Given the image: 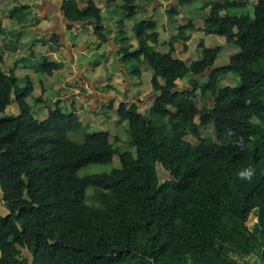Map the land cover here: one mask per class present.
I'll list each match as a JSON object with an SVG mask.
<instances>
[{
  "label": "trees",
  "instance_id": "obj_1",
  "mask_svg": "<svg viewBox=\"0 0 264 264\" xmlns=\"http://www.w3.org/2000/svg\"><path fill=\"white\" fill-rule=\"evenodd\" d=\"M163 1L168 21L176 24L181 7L196 0ZM156 2L104 0L103 12L92 0L86 6L62 0L60 7L68 29L112 20L120 11L114 21L118 65L135 60L152 72L146 112L128 101L115 109L128 125L130 149L122 152L108 131L90 133L72 111L59 107L60 100L44 118H34L28 102L33 86L16 70L45 79L64 65L44 55L42 38L13 42L0 24V57L6 50L13 57L11 66L0 67V264H264V0L252 3L251 15L233 12L247 10L246 0L205 3L208 13L198 30L238 48L221 66L220 48L201 40L197 60L176 56L175 45L185 50L186 32L196 30L192 22L163 43L152 18L130 23L140 5ZM27 9L12 7L9 15L21 23L17 12ZM94 33L101 44L111 31ZM48 44L50 51L60 48L58 36ZM18 49L31 57L18 58ZM140 71L137 65L129 73L139 78ZM232 74L239 83L223 85L225 79L235 82ZM183 79L190 86L178 88ZM12 105L16 112L7 113ZM208 127L212 138L201 134ZM115 155L118 168L79 175L89 165L112 163ZM249 167L254 176L241 179ZM251 215L256 222L249 227Z\"/></svg>",
  "mask_w": 264,
  "mask_h": 264
},
{
  "label": "rangeland",
  "instance_id": "obj_2",
  "mask_svg": "<svg viewBox=\"0 0 264 264\" xmlns=\"http://www.w3.org/2000/svg\"><path fill=\"white\" fill-rule=\"evenodd\" d=\"M88 1V0H87ZM209 0H196L192 3L181 7L180 15L177 17L176 24L170 23L168 21L167 15L164 14V7L167 6V2L163 0H157L154 4H146V8L144 11L141 9L138 10L137 15L132 19V21L138 22L145 18H152L153 20L156 19L158 25V30L161 34L160 43H163L169 40L172 36L177 33V27L179 25H186L189 22H192L196 27V30L191 32L187 31L186 35H190V39L186 42V49L184 50L182 44L177 43L175 45L176 48V56L182 59L185 63H190L194 60H197L200 56V51L197 49V43L201 40L206 47L220 48V53L216 60V66L226 65L228 63V59L232 54H235L238 51V48L233 45H227L225 43V39L223 37L210 35L206 36L205 34L202 35L198 30L199 27L203 25V20L208 13V9L204 8V5ZM247 2V10L246 9H234L233 12L237 15L239 14H247L251 15L252 13V3L255 0H246ZM171 2H169L170 4ZM159 4V5H158ZM138 5V4H137ZM145 6V5H144ZM139 7H143L140 5ZM6 10V7L4 8ZM163 12V13H162ZM118 16L119 18L122 17V13ZM150 15V16H148ZM112 16V15H111ZM118 16L114 17V21H117ZM110 17V15H109ZM113 17V16H112ZM154 17V18H153ZM111 19H102L101 24L104 22L106 25L110 23ZM155 21V20H154ZM96 24H91L90 32H92L93 27ZM105 28V25H102ZM109 28V25L106 26ZM87 29H84L86 31ZM95 30V29H94ZM93 30V31H94ZM68 39L74 43L72 34H67ZM94 35L90 34L86 36V40L88 41V47H94L95 45H90V43H94L97 39ZM129 41L135 42L134 35L130 31L129 33ZM97 42V41H96ZM131 45V43L129 42ZM136 46V44H135ZM50 48V47H49ZM167 47H161L162 50H165ZM157 51L159 48H156ZM48 51V50H47ZM133 51V49H132ZM102 52V51H101ZM2 56L0 57V63L2 62L1 59L4 60V51L2 52ZM59 54H63L61 51ZM116 54V52H114ZM21 55V54H20ZM20 55L17 54V57L20 58ZM102 59L98 57L96 51H94V59L89 61L88 64L95 65L98 64ZM84 64L80 66L81 70L87 69L85 73V78L88 80V84L85 86L83 81L80 80V74L77 78L80 80L79 82L69 83V80H65L62 74L58 75L59 84H62V89H59L58 86L54 83L55 76L50 77L49 79L46 77L43 79L41 76L36 77L35 75L31 74L27 70H22L21 79H24L27 82H30L33 86V91L31 93V98L28 100L29 105L31 107V114L34 118L41 120L47 114L48 109L53 108V102L60 100L61 97L67 96L68 99L60 100L59 107H62L66 113L73 112L79 120L88 126L89 132H102L108 131L111 139L115 138V140H111L115 147L119 150V152L129 150L130 148L127 146L128 143V133L127 123H120L118 121V117L116 115L115 109L120 102H135L138 110L143 114L151 105V99L153 97L152 88L150 85V77L152 75L151 70L145 64H138L135 60L129 61L128 63L124 64V68L120 67L118 63H116L115 56H113L112 60H108L106 64H102L99 69H96V66L91 68H87ZM2 64V63H1ZM138 65L140 71L139 78H135L129 72ZM66 67H70V63H67ZM91 69V70H90ZM92 71V73H91ZM82 72V71H81ZM67 73V70L61 72ZM73 75V74H71ZM235 78V82L232 79H225L222 81L223 85H237L238 79L235 75L232 74ZM51 81L52 83L46 84V81ZM205 79H200V82H204ZM94 82L93 84H91ZM44 84V85H43ZM75 85L76 87H71V85ZM78 84L82 87L79 89ZM21 85H25V82H21ZM178 88H183L184 86H190V83L187 79H183L182 81L177 83ZM44 86V88H43ZM77 90V92H75ZM81 95V96H80ZM40 98V103H34V100ZM109 102H112V109L108 108ZM209 103H212L210 99H208ZM37 105V106H36ZM199 106V105H198ZM11 107V106H10ZM51 107V108H50ZM10 109L8 108V111ZM197 122V119H196ZM201 134L203 137L212 138L213 132L212 128L208 127L202 130ZM73 137V136H72ZM77 140H82V137H73ZM188 142L192 143L193 139L191 137H187L186 139ZM134 153V150H130ZM119 162L117 155L114 156L112 163L107 165H89L83 168L79 175L82 176L84 174H99V173H109L112 169L118 168ZM160 177L163 179L167 177V174L163 171H160ZM92 188L86 189V202L90 204L89 198L91 194ZM3 206L0 202V213L3 211ZM256 222V219L253 215H251L248 219L247 226H252ZM26 255V253H24Z\"/></svg>",
  "mask_w": 264,
  "mask_h": 264
},
{
  "label": "crops",
  "instance_id": "obj_3",
  "mask_svg": "<svg viewBox=\"0 0 264 264\" xmlns=\"http://www.w3.org/2000/svg\"><path fill=\"white\" fill-rule=\"evenodd\" d=\"M36 4H34V7H29L30 0H0V24L1 28H3L9 37V40L15 42L17 41L20 44H24L30 40L42 38L46 44L44 46V55L51 57V59L55 62H61L64 67L63 69L54 72L50 77L55 76V84L58 86L59 89H62V84H59V78L58 75L62 74L64 77H66L65 80H69V83L79 82L80 80L83 81L84 85L86 86L89 82L86 80L85 73L87 69L81 70L80 66L85 63L87 68H91L93 66H96V69H99L102 64H106V62L109 60H112L113 56H115L116 63L119 61V57L114 54L116 51L118 45L115 44V33L118 30V27L114 24V17H112V20L110 23L106 25L104 22L103 24H96L93 27V30L95 28H103L105 29L106 26L109 25L111 34L107 38L106 42H103L101 44H98L99 42L95 41L94 43H90V45H95L94 47H88V41L86 40L87 35H94L95 33L92 30L90 32L91 26L86 24H76L72 25L70 29H68V21L63 17L62 12L60 11V7L62 4V0H35ZM81 6H86L87 0H76ZM96 3V6L101 9V11H104L103 3L104 0H92ZM119 3V2H117ZM172 3V2H171ZM145 5V6H144ZM143 7L139 8L138 10L144 11L146 8V4H144ZM159 5V4H158ZM168 5V4H167ZM22 6H27V11H25V15H21L20 12H17L19 17L22 19V22L20 23L17 19V17H10L9 12L12 9V7L20 8ZM6 7V10L4 8ZM166 8L164 7V14L166 15ZM137 10V12H138ZM163 13V12H162ZM111 15V14H110ZM137 15V13H136ZM135 15V16H136ZM134 16V17H135ZM150 16V15H148ZM154 18V17H153ZM157 23L156 19H154ZM153 20V21H154ZM129 22V21H128ZM133 22L130 20V23ZM158 24V23H157ZM105 25V28L104 26ZM159 25V24H158ZM127 36H129L131 27L130 24L125 23L124 26ZM84 29H87L84 31ZM72 34L74 43H72L69 39L67 34ZM133 33V32H132ZM201 33V32H200ZM204 35L203 33H201ZM56 35L59 38V45L60 48H58L56 51H50V44H48L49 39L51 36ZM93 36V37H94ZM209 36L210 35H206ZM2 39V36L0 37ZM96 38V36H95ZM161 38V34H160ZM0 39V40H1ZM97 39V38H96ZM132 48L134 49L136 46L134 42L130 41ZM2 45H4L2 43ZM3 47V46H2ZM48 50V51H47ZM61 51H63V54H59ZM94 51L98 54V57H100L102 60L98 62V64L95 63V65L88 64L89 61H92L94 59ZM102 51V52H101ZM4 60L1 59L0 67L5 66L9 67L12 64L13 57L11 51H4ZM17 54L20 55V57H31L30 51L27 49L23 50H17ZM67 63H70V67H66ZM90 69V70H91ZM22 70H25L23 68H19L16 70V74L21 76ZM67 70V73H61L63 71ZM82 71V72H81ZM92 73V71H91ZM73 74V75H71ZM82 74V75H80ZM80 75V80L77 78ZM50 77H47L48 79ZM46 81V84L52 83L51 81ZM92 82L91 84H93ZM48 84V85H49ZM78 84L77 87L82 88ZM44 85V84H43ZM51 85V84H50ZM71 87H76L74 84L71 85ZM77 92V90H75ZM81 96V95H80ZM68 99L67 96H62L60 100ZM8 108L10 109L8 111ZM6 109V112H16L15 107L12 105L11 107H8ZM0 202H1V193H0ZM3 209V208H2Z\"/></svg>",
  "mask_w": 264,
  "mask_h": 264
},
{
  "label": "clouds",
  "instance_id": "obj_4",
  "mask_svg": "<svg viewBox=\"0 0 264 264\" xmlns=\"http://www.w3.org/2000/svg\"><path fill=\"white\" fill-rule=\"evenodd\" d=\"M33 7H31V8H33ZM254 174H255V169L249 167V168H246L243 171H241L238 175L241 179L250 181L252 179V177L254 176Z\"/></svg>",
  "mask_w": 264,
  "mask_h": 264
},
{
  "label": "built area",
  "instance_id": "obj_5",
  "mask_svg": "<svg viewBox=\"0 0 264 264\" xmlns=\"http://www.w3.org/2000/svg\"><path fill=\"white\" fill-rule=\"evenodd\" d=\"M34 4H36V1H35V0H30V2H29V6H30V7H33Z\"/></svg>",
  "mask_w": 264,
  "mask_h": 264
},
{
  "label": "water",
  "instance_id": "obj_6",
  "mask_svg": "<svg viewBox=\"0 0 264 264\" xmlns=\"http://www.w3.org/2000/svg\"><path fill=\"white\" fill-rule=\"evenodd\" d=\"M3 214H5V213H3Z\"/></svg>",
  "mask_w": 264,
  "mask_h": 264
}]
</instances>
